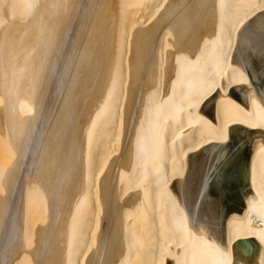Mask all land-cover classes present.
<instances>
[{"label":"bare ground","instance_id":"6f19581e","mask_svg":"<svg viewBox=\"0 0 264 264\" xmlns=\"http://www.w3.org/2000/svg\"><path fill=\"white\" fill-rule=\"evenodd\" d=\"M264 0H0V264H264V145L225 247L169 186L264 106L217 88Z\"/></svg>","mask_w":264,"mask_h":264},{"label":"water","instance_id":"95a60500","mask_svg":"<svg viewBox=\"0 0 264 264\" xmlns=\"http://www.w3.org/2000/svg\"><path fill=\"white\" fill-rule=\"evenodd\" d=\"M231 62L248 75V83L230 84L223 93L217 88L198 112L214 123L215 101L228 95L248 109L250 95L264 106V9L238 30ZM264 145V129L239 123L228 126L227 139L204 144L186 157L182 178H175L170 190L182 204L194 229H205L225 247V224L232 215L246 217L245 200L255 197L249 182L250 161L255 148ZM166 264H174L167 258Z\"/></svg>","mask_w":264,"mask_h":264}]
</instances>
